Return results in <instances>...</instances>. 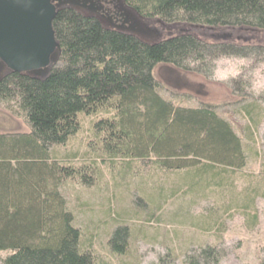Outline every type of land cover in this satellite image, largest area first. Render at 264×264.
I'll use <instances>...</instances> for the list:
<instances>
[{"label": "trees", "instance_id": "trees-1", "mask_svg": "<svg viewBox=\"0 0 264 264\" xmlns=\"http://www.w3.org/2000/svg\"><path fill=\"white\" fill-rule=\"evenodd\" d=\"M87 2L59 1L48 66L17 73L0 59V104L28 128L0 133V264H108L82 245L61 190L94 187L118 164L125 173L133 162L148 174L183 173L197 194L211 190L218 208L206 211L209 226L264 198V156L255 149L264 135L263 96L237 79L223 107L190 106L187 95L166 99L155 76L161 68L175 86L198 94L187 77L210 80L217 59L264 60V0H115L119 11L109 16L90 12ZM86 122L83 150H67ZM261 147L264 153V139ZM252 166L249 188L242 172ZM246 214V224H255L254 211ZM126 228L114 231L111 255L124 254ZM224 256L208 248L191 264Z\"/></svg>", "mask_w": 264, "mask_h": 264}, {"label": "rangeland", "instance_id": "rangeland-1", "mask_svg": "<svg viewBox=\"0 0 264 264\" xmlns=\"http://www.w3.org/2000/svg\"><path fill=\"white\" fill-rule=\"evenodd\" d=\"M261 52L264 53V49ZM253 57L217 59L213 62L214 75L210 80L188 76L189 83L202 90L198 94L187 87L175 86L171 82L173 77L168 76L170 81L161 68L155 71V76L166 99H172L175 93L187 95L190 98L185 103L190 106L203 103L223 107L235 94L230 83L237 79L248 81L253 93L263 96L260 103L264 108V60ZM88 127L89 122H86L84 132L70 142L67 150H83ZM27 130L22 119L14 117L0 104V133H25ZM263 139V134L257 135L255 149L261 156H264ZM131 168V173H125L118 164L112 172L104 169L101 180L94 187L68 184L61 190L75 225L82 232V245L91 248L102 260L108 264H191L196 262L198 253L208 248L225 254L218 264H259L264 259V198L255 201L251 212L236 207L227 214L218 215L217 226H209L205 220L206 211L218 208L216 194L211 190H207L206 195L197 194L185 185L183 173L152 171L151 168L148 174L145 167L134 162ZM255 168L257 172V165ZM252 170L253 166L242 172L250 181L249 188L253 186L248 176L254 173ZM223 178L227 180L229 175L226 173ZM243 178L237 173L236 183ZM158 187V200L152 199ZM237 190L240 192L241 188L237 186ZM253 211L257 221L247 225L243 214ZM120 219L123 221L118 222ZM120 226L127 227L129 236L124 254L115 256L111 255L109 241ZM206 227L210 229L205 231ZM4 256L6 254L0 252V258Z\"/></svg>", "mask_w": 264, "mask_h": 264}, {"label": "water", "instance_id": "water-1", "mask_svg": "<svg viewBox=\"0 0 264 264\" xmlns=\"http://www.w3.org/2000/svg\"><path fill=\"white\" fill-rule=\"evenodd\" d=\"M48 0H0V59L13 72L49 65L56 43Z\"/></svg>", "mask_w": 264, "mask_h": 264}, {"label": "flooded vegetation", "instance_id": "flooded-vegetation-1", "mask_svg": "<svg viewBox=\"0 0 264 264\" xmlns=\"http://www.w3.org/2000/svg\"><path fill=\"white\" fill-rule=\"evenodd\" d=\"M59 1L60 0H48V4L50 8L52 9V11H56L57 9H59V6H60ZM114 2L115 0H88L87 5L90 6V9H89L91 10L90 12L92 13L96 12L98 15L109 16L110 13H113L114 15H116V12L118 13L119 11V8L113 5ZM98 4L101 6L99 9H97V6H96ZM122 16L123 15L121 13L119 17H122ZM115 19L116 20L114 21L118 20V18H115Z\"/></svg>", "mask_w": 264, "mask_h": 264}]
</instances>
